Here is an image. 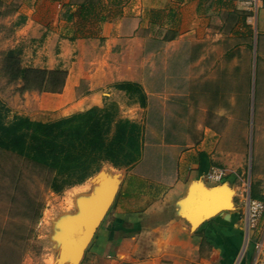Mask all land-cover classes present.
Listing matches in <instances>:
<instances>
[{"label":"rangeland","instance_id":"1","mask_svg":"<svg viewBox=\"0 0 264 264\" xmlns=\"http://www.w3.org/2000/svg\"><path fill=\"white\" fill-rule=\"evenodd\" d=\"M113 1L110 14L130 12L138 3ZM37 2L0 0V101L10 109L8 119L24 115L48 122L93 107L87 108L88 100L83 97L88 88L85 82L67 95L36 89L22 92V82L12 80L5 70V53L19 47L24 65L41 64L43 55L45 66L58 63L54 52L59 46L55 39H48L38 52L36 41H32L35 38L24 40L17 35L14 23L22 17L21 13H30L35 22L45 23L53 21L58 11L61 20L69 14L68 5ZM256 15L250 16V27L246 19L231 16L224 21L221 35L200 37L192 43L179 39L178 32L161 31L165 35L161 34V39L175 41L169 51L156 54L154 74L151 79L145 76V82L140 84L147 96L145 107L124 91H114L103 98L98 94L90 100L98 107L116 103L120 117L144 127L142 153L133 165L115 167L104 161L83 183L56 192L50 186L52 171L16 153L0 150V264H54L61 253V224L67 217L77 215L80 199L98 187L99 180L90 179L101 169L105 172L100 176L104 184L119 174L116 202L132 203L125 194L126 189L139 185L132 177L142 179L140 183L145 188H167L171 171L176 172L169 161L179 162L187 150L205 153L211 167L221 172V179L214 181L213 186L228 187L233 197L232 205L229 195L221 196L223 201H229H222L223 208L238 211L245 221L239 261L247 257V264H264V210L254 225L250 226L247 220L248 200L257 199L252 193L264 197V31L259 28ZM75 18L73 31L89 33V20ZM37 27L40 28L33 24L29 34L38 35ZM156 45L159 47V43ZM87 50L90 54L92 48ZM70 55L65 62L72 59ZM177 168L186 171L184 164ZM98 232L99 229L96 235ZM89 247L80 264H100L97 258L90 262Z\"/></svg>","mask_w":264,"mask_h":264},{"label":"crops","instance_id":"2","mask_svg":"<svg viewBox=\"0 0 264 264\" xmlns=\"http://www.w3.org/2000/svg\"><path fill=\"white\" fill-rule=\"evenodd\" d=\"M33 1L57 7L68 5V15L78 6L72 0ZM100 1L105 10L100 11L98 18H88L89 33L77 34L73 31L76 16L71 21L67 17L61 20L59 11L49 23L37 22V16L35 22L30 13H21L22 19L14 23L18 36L24 40L35 38L32 41H36L38 52L44 49L48 39L56 40L59 47L54 55L58 63L45 66L43 55L41 64L33 66L67 70L66 83L59 95H67L85 82L88 88L83 97L88 100L87 108L96 105L90 100L98 94L103 98L122 91L115 87L117 83L143 84L146 77L151 79L156 69V54L169 51L175 41V38L161 39V31L178 32L179 39L192 43L200 37L221 35L224 21L231 16L246 19L250 27V16L257 13L258 26L264 31L263 0H147V3L137 0L130 12L121 10L119 14L108 11L112 0ZM101 17L105 20L100 21ZM33 24L40 26L38 35L29 34ZM70 53L72 59L65 62ZM179 159V162L169 161L175 165L176 172L171 171L167 188H145L140 183L142 179L132 177L139 185L126 189L125 194L133 202L118 203L116 197L89 245L90 262L97 258L100 264H247V257L239 261L245 241V221L238 211L229 209L197 225L198 210L210 204L205 197L211 201L215 198L223 207L229 203L221 197L231 195L228 187L213 186L215 182L209 178L213 167L205 153L187 150ZM181 164L186 171L178 170ZM112 177L106 184L113 183ZM210 189L214 191V198ZM137 200L144 202L139 204Z\"/></svg>","mask_w":264,"mask_h":264},{"label":"trees","instance_id":"3","mask_svg":"<svg viewBox=\"0 0 264 264\" xmlns=\"http://www.w3.org/2000/svg\"><path fill=\"white\" fill-rule=\"evenodd\" d=\"M77 4L75 11L67 16L68 21L73 16L84 21L89 17L98 18L100 11L105 10L100 0ZM21 52V47L9 49L4 56V66L12 80L22 82V92L36 89L59 93L63 90L67 70L24 65ZM115 87L136 98L142 107L146 106L147 96L140 84L121 82ZM9 114L10 109L0 101V150L16 153L48 168L54 173L50 186L56 192L83 183L104 161L115 167H128L136 163L142 153L144 127L120 117L117 104L113 102L48 122L24 115L8 119ZM252 197L264 200L253 193Z\"/></svg>","mask_w":264,"mask_h":264},{"label":"water","instance_id":"4","mask_svg":"<svg viewBox=\"0 0 264 264\" xmlns=\"http://www.w3.org/2000/svg\"><path fill=\"white\" fill-rule=\"evenodd\" d=\"M104 173V169H101L90 179L92 182L99 180L98 187H95L88 197L80 199L79 213L63 220L62 231L59 234L62 244L61 253L54 264H80L97 230L114 204L120 188L119 174L113 175L111 179L114 185L111 186L109 183L104 185L103 180L100 179ZM210 192L214 198V191L210 189ZM227 195L231 197L230 194ZM205 200H209L210 204L198 210L200 222L197 225L230 209L220 207V203L215 198L211 201L205 197Z\"/></svg>","mask_w":264,"mask_h":264},{"label":"built area","instance_id":"5","mask_svg":"<svg viewBox=\"0 0 264 264\" xmlns=\"http://www.w3.org/2000/svg\"><path fill=\"white\" fill-rule=\"evenodd\" d=\"M209 178L213 181H218L221 179V172L218 169L213 168L209 173ZM263 210L264 203L262 201L249 198L247 220L250 226L254 225L258 221Z\"/></svg>","mask_w":264,"mask_h":264},{"label":"bare ground","instance_id":"6","mask_svg":"<svg viewBox=\"0 0 264 264\" xmlns=\"http://www.w3.org/2000/svg\"><path fill=\"white\" fill-rule=\"evenodd\" d=\"M94 185V184H93Z\"/></svg>","mask_w":264,"mask_h":264}]
</instances>
